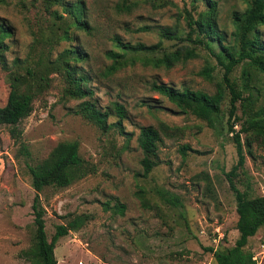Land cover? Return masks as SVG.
Returning <instances> with one entry per match:
<instances>
[{
  "label": "rangeland",
  "instance_id": "obj_1",
  "mask_svg": "<svg viewBox=\"0 0 264 264\" xmlns=\"http://www.w3.org/2000/svg\"><path fill=\"white\" fill-rule=\"evenodd\" d=\"M81 1L88 30L71 26L60 7L46 10L41 0H0V22L11 31L3 38L6 48L0 51V105L6 102L11 72L39 68L49 80V86L35 97L30 115L18 124L20 139L11 136L9 126L0 125V264H32L20 254L32 246L35 231L31 208L35 192L26 163L40 162L58 142L70 140L78 141L80 155L93 170L66 187L47 186L40 192L48 240L57 224L77 215L86 217L79 229L57 241L58 264H217L208 247L226 250L238 237L236 203L226 173L238 159L233 133L244 120L241 101L236 102L237 119L230 131L228 120L233 122V117L229 119L227 90L215 126L210 120L181 113L152 90L156 82L180 90L215 92L223 69L205 49L199 47L198 57L169 69L144 62L189 42L163 39V51L126 52L123 59L134 62L110 74L107 69L113 61L106 56L109 50L118 51L113 36L154 44L160 27L179 23L183 30L179 13L184 9L196 13L204 4L194 10L190 0H173L172 5L154 8L147 0H129L135 3L133 8L121 11L117 5L123 0ZM216 1L218 25L226 33L225 43H230L231 13L243 11L246 2ZM260 29L264 39V26ZM212 47L219 49L216 44ZM68 48H79L87 55L70 61L87 75L91 96L73 98L65 92L64 72L53 62ZM207 65L214 66L211 79L199 74ZM241 68L238 65L231 73L238 88ZM251 73L252 82L264 87V75L253 69ZM84 100L101 110L112 102L122 104L127 112L122 126L130 135L116 128L103 131L76 114ZM260 105H264V88L256 107ZM116 120L114 115L108 117V122ZM147 125L161 134L159 163L142 176L137 136L140 127ZM240 137L245 161L234 183L250 197L264 196V148L251 135L242 132ZM182 145L190 147L185 156L179 151ZM158 189L177 195L182 206L165 204ZM116 204L125 205L123 213L115 210ZM244 250L253 255L255 264H264V226L249 238Z\"/></svg>",
  "mask_w": 264,
  "mask_h": 264
},
{
  "label": "trees",
  "instance_id": "obj_2",
  "mask_svg": "<svg viewBox=\"0 0 264 264\" xmlns=\"http://www.w3.org/2000/svg\"><path fill=\"white\" fill-rule=\"evenodd\" d=\"M41 2L46 10L54 6L60 7L67 15L71 26L88 30V23L84 19L85 4L83 1L41 0ZM147 2L154 8L174 4L173 0H147ZM200 2L204 4V9L196 13L184 9V13H179L185 23L183 30L179 23L173 26H162L159 29V41L154 44L124 42L117 35L113 36L112 41L118 51L109 50L106 52V56L113 61L107 69V74L128 62H134V59H123L126 52L163 51V39L186 41L190 44H183L173 50L164 51L160 57L147 58L144 62L155 67L169 69L198 57L199 47L215 57L217 64L223 69V73L212 94L189 88L180 90L172 85L156 82L152 84L151 88L174 103L181 113H191L200 119L210 120L212 126L219 122L221 105L227 90L230 94L229 119L233 117V122L228 120L230 131H234L233 125L237 119L236 102L241 101L244 120L240 130L233 133L238 159L231 170L226 173L236 203L238 237L234 245L226 250H214L212 247H208L207 250L212 253L217 264H255L253 255L246 252L244 247L249 238L264 226V196H248L246 191H241L235 185L234 177L245 161L243 141L240 137L242 132L259 139L264 148V105L256 107L264 87L257 86L252 82L254 76L251 73V69H253L264 75V39L260 29L261 26H264V0H245L246 7L243 11L235 10L231 13L234 30L231 32L230 43H225L226 33L218 25L217 1L190 0L194 10ZM134 4L129 0H123L117 5V9L130 11ZM53 13L58 14L57 10H54ZM146 28L140 27L138 30H146ZM183 31L184 35H182ZM10 33L9 28L0 22V51L6 48L3 38ZM212 44L219 47L217 52L213 49ZM86 56V53L79 48H68L59 54L53 62L56 68L61 67L64 72L65 92L70 97L84 98L92 95V90L87 86V75L81 73L77 65L70 61L84 60ZM238 65L242 66L240 88L231 78V73ZM213 70V65H207L201 69L199 74L211 79ZM9 80L10 86L6 102L4 105H0V125L9 126L11 136L17 141L21 137L18 124L30 115L35 97L49 86V80L45 71L30 67H26L21 72H11ZM243 93L246 95L244 96ZM75 112L103 131L116 128L119 133L130 135L124 131L122 126V119L127 116L126 109L118 102H112L108 109L101 110L93 102L84 100L78 104ZM110 115L116 116L117 120L108 122ZM160 141L161 134L157 128L152 125L140 127L137 142L143 154L140 160L142 176H146L159 163L158 145ZM246 146L249 148L250 143L247 142ZM23 150L26 152L24 145ZM187 150H190L188 145H182L179 149L182 156L186 155ZM26 166L31 177V186L35 192L31 205L35 231L32 246L21 251L20 254L32 264H57L54 254L57 241L67 235L69 231L79 229L86 217L77 215L65 224H57L54 233L48 240L44 219L46 211L40 201V192L47 186L66 187L91 173L93 169L80 155L79 143L76 140L58 142L46 158L35 164L26 163ZM140 192L141 190L138 191V193ZM157 193L168 206H182L177 195L162 189H158ZM141 203L143 204V201ZM115 208L117 212L123 213L125 205L116 204ZM88 264L97 263L89 262Z\"/></svg>",
  "mask_w": 264,
  "mask_h": 264
},
{
  "label": "crops",
  "instance_id": "obj_3",
  "mask_svg": "<svg viewBox=\"0 0 264 264\" xmlns=\"http://www.w3.org/2000/svg\"><path fill=\"white\" fill-rule=\"evenodd\" d=\"M57 259V258H56ZM57 264H58V261H57Z\"/></svg>",
  "mask_w": 264,
  "mask_h": 264
}]
</instances>
